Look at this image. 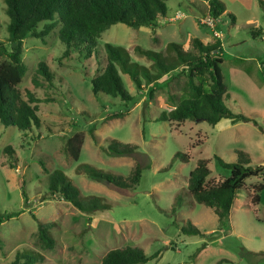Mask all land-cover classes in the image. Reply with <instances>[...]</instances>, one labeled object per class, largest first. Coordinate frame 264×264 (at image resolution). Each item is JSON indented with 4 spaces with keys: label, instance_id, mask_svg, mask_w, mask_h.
I'll list each match as a JSON object with an SVG mask.
<instances>
[{
    "label": "rangeland",
    "instance_id": "1",
    "mask_svg": "<svg viewBox=\"0 0 264 264\" xmlns=\"http://www.w3.org/2000/svg\"><path fill=\"white\" fill-rule=\"evenodd\" d=\"M222 1L227 12L216 19L215 27L202 22L208 14L205 0H169L168 16L156 27L114 24L101 34L96 51L106 43L120 45L131 52L133 61L152 69L153 61L137 54L136 46L169 56L173 55L171 42L195 50L194 38L206 43L220 38L221 69L228 89L225 104L233 112L246 114L247 122L223 119L212 125L160 120L174 107L171 95L180 97L189 91L187 72L168 73L140 89L120 70L134 101L127 108L119 97L98 98L92 88L96 59L86 60L78 52L65 57L59 27L45 40L32 35L25 39L26 71L19 86L25 97L29 89L38 98L41 126L24 133L15 126L0 125V264H12L27 252L39 258L34 264H101L109 250L127 245L141 247L149 256L160 252L140 264H264V189L259 202L253 199L254 186L264 182L263 176L246 180L247 189L239 193L223 224L188 192L190 173L201 159L208 161L213 183L229 174L216 155L234 162L238 152L244 151L253 165L264 164V0ZM178 10L186 16L172 19ZM9 22L6 2L0 0V41L5 45L9 44ZM253 30L262 32L254 37ZM4 58L0 52V61ZM40 62L46 63L54 78L47 80L39 73ZM121 111L124 117H112ZM77 132L84 135L79 160L67 150L68 139ZM112 139L138 145L137 153L111 155ZM7 146L16 151L18 168L11 165ZM177 152L189 159H176L164 171ZM42 162L49 172L62 170L72 178L80 198L102 196L110 208L82 212L53 194ZM137 162L142 165V178L132 188L92 180L78 169L91 165L128 177ZM178 196L183 201L174 209ZM39 222L55 223L51 229L54 247L40 240ZM189 222L203 235L184 233L182 227Z\"/></svg>",
    "mask_w": 264,
    "mask_h": 264
},
{
    "label": "trees",
    "instance_id": "2",
    "mask_svg": "<svg viewBox=\"0 0 264 264\" xmlns=\"http://www.w3.org/2000/svg\"><path fill=\"white\" fill-rule=\"evenodd\" d=\"M169 0H5L6 13L10 18L8 45L0 41V52L4 59L0 61V125L15 126L24 133L33 131L41 126L38 115V98L31 90H27V97L20 88V83L26 71L23 60V46L29 36L45 37L59 27L58 36L66 44L65 57L78 52L86 60L96 59L97 70L92 77V88L96 97L109 95L119 97L128 108L135 96L127 89L120 70L130 76L132 81L141 89L143 84H152L164 75L178 71L189 77V91L180 97L172 94L174 107L164 112L160 120L169 122H184L187 120L207 121L217 125L223 119L231 123L250 121L244 113L233 112L225 104L228 96L227 85L224 81L221 65L224 62L223 44L220 38L213 42H204L200 38L193 39L195 50H188L176 42L170 43L173 55L145 49L136 46L135 51L153 61L152 69L132 60L131 52L123 46L106 43L105 48L96 51L101 34L117 23H124L132 28L156 27L161 19L168 16ZM208 2V13L218 19L227 11L226 3L222 0H205ZM231 17L235 19L234 14ZM41 22L43 28L38 29ZM262 30H253L257 37ZM155 70V72H153ZM39 73L47 80L54 78L45 62L39 63ZM86 76H89L87 73ZM124 111L115 113L112 117H124ZM25 136V135H24ZM84 144V135L75 133L67 141L70 156L79 160ZM139 146L134 143H124L112 139L109 153L113 156H133ZM5 151L10 155L13 168H18V158L12 146ZM188 160L189 156L177 152L164 171L173 167L176 159ZM219 165L229 171L220 182L210 180L212 170L208 161L201 159L191 171L188 181V192L194 201L211 208L217 215L219 223L223 224L230 215L234 202L239 193L247 189L246 180L253 176L264 177V164H252V160L244 151L238 152L234 162H226L216 155ZM43 169L49 174V189L53 194H60L71 202L78 210L93 213L108 209L110 205L105 198L91 195L79 197V188L64 171L49 172L42 162ZM90 179L105 182L121 188H132L142 178V165L137 162L130 175L124 177L112 172H105L91 165L78 167ZM264 189V182L254 186V200L259 202L260 192ZM24 196L26 192L24 191ZM183 201L178 196L176 206ZM35 217V216H34ZM54 222H39V238L48 247H54L56 240L51 235ZM186 234L203 235L202 231L189 222L182 227ZM205 247V246H203ZM203 249V248H202ZM160 252L149 256L138 246L127 245L109 250L103 257L101 264H140L146 263L159 255ZM39 258L30 253L19 254L12 264H34Z\"/></svg>",
    "mask_w": 264,
    "mask_h": 264
},
{
    "label": "built area",
    "instance_id": "3",
    "mask_svg": "<svg viewBox=\"0 0 264 264\" xmlns=\"http://www.w3.org/2000/svg\"><path fill=\"white\" fill-rule=\"evenodd\" d=\"M185 16L186 15H185L184 11L178 10L172 16V19H174V20L181 19V18H184ZM202 22L204 24H207L208 26H211V27H215L216 26V19L209 13L202 19ZM216 35L219 36V34H216Z\"/></svg>",
    "mask_w": 264,
    "mask_h": 264
},
{
    "label": "crops",
    "instance_id": "4",
    "mask_svg": "<svg viewBox=\"0 0 264 264\" xmlns=\"http://www.w3.org/2000/svg\"><path fill=\"white\" fill-rule=\"evenodd\" d=\"M207 2V1H206ZM207 5H208V2H207ZM227 12V11H226Z\"/></svg>",
    "mask_w": 264,
    "mask_h": 264
}]
</instances>
